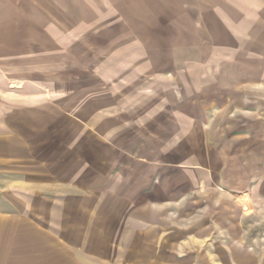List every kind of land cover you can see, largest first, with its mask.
I'll use <instances>...</instances> for the list:
<instances>
[{
    "label": "rangeland",
    "instance_id": "1",
    "mask_svg": "<svg viewBox=\"0 0 264 264\" xmlns=\"http://www.w3.org/2000/svg\"><path fill=\"white\" fill-rule=\"evenodd\" d=\"M0 155L9 203L41 188L9 213L90 212L92 264L148 221L264 245V0H0Z\"/></svg>",
    "mask_w": 264,
    "mask_h": 264
},
{
    "label": "crops",
    "instance_id": "2",
    "mask_svg": "<svg viewBox=\"0 0 264 264\" xmlns=\"http://www.w3.org/2000/svg\"><path fill=\"white\" fill-rule=\"evenodd\" d=\"M230 106H235L238 110L236 103L235 105L225 104L222 107L228 109ZM0 159V165L6 164L7 159H3L1 155ZM24 166L28 169L24 170ZM24 166L16 164L13 174L18 175L26 172L36 174V172L48 169L47 167L39 169L37 164L31 163ZM8 173L5 166H0V178L8 177ZM21 178L23 179L24 176L21 175L20 178H17V184ZM6 179H0V264H14V260H19L18 264H92L88 262L87 256L84 255L85 259L83 258L82 248L77 246L78 244L84 247L85 242H90L88 240L92 233L91 217L87 209L81 211L77 208L78 205H73V209L68 212L50 213L25 210L21 213L11 214L8 211L9 205L22 206L26 203V197L30 201L33 200V203L39 202L42 197L37 196L36 198L27 194L34 195L41 188L34 185L24 187L21 184L22 189H19L20 187L17 185L16 189L21 192L22 201L17 204L14 201L9 203L8 197L5 198L8 195ZM56 197L54 196V201L57 200ZM65 200L66 202L71 200L79 203L78 197L70 194L65 196ZM30 201L27 203H31ZM218 218L219 216L216 219L217 228H219ZM205 220L208 218H204L203 221L197 218L194 225L191 226L180 224L182 230L178 237H173L174 239L170 236L171 228L178 226V223L171 226V223L163 225L164 222L160 226L165 234L162 233L158 238H153L150 230L155 225L154 222L148 221L149 235L146 244L149 245V248L147 254H134L133 261L139 264H264V245H254L253 242L248 244L246 237L239 239V237L233 236V230L230 228L227 231V244L224 240L221 241L220 233H218L216 241L214 239L211 242L209 239L211 236L214 238L213 231L216 229L211 232L209 228H201L204 227ZM223 229L225 230L226 227ZM208 234L210 235L207 236ZM223 234L226 235V233ZM133 242H136V239H133ZM14 254L16 255L14 256ZM122 259L117 261L122 263ZM103 262L114 264V261L109 259H105Z\"/></svg>",
    "mask_w": 264,
    "mask_h": 264
}]
</instances>
